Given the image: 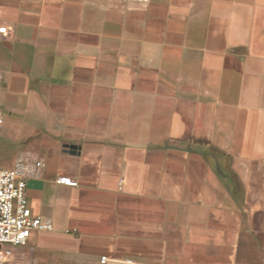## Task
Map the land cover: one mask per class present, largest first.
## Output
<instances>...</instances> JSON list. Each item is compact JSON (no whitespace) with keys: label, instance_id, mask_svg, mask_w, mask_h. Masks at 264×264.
Returning a JSON list of instances; mask_svg holds the SVG:
<instances>
[{"label":"crops","instance_id":"1","mask_svg":"<svg viewBox=\"0 0 264 264\" xmlns=\"http://www.w3.org/2000/svg\"><path fill=\"white\" fill-rule=\"evenodd\" d=\"M0 25V166L30 161L54 225L12 262L264 264V0H0Z\"/></svg>","mask_w":264,"mask_h":264},{"label":"built area","instance_id":"2","mask_svg":"<svg viewBox=\"0 0 264 264\" xmlns=\"http://www.w3.org/2000/svg\"><path fill=\"white\" fill-rule=\"evenodd\" d=\"M8 32L7 26L0 25V33ZM3 78L0 71V87ZM4 124V110L0 107V137ZM44 165L42 161L35 162L36 167L42 168ZM31 174L30 161L24 157H19L12 168L0 166V264H10L14 249L26 246L33 231H51L54 228L51 219L34 215L29 206L27 188ZM57 182L69 186L78 185L70 176H59ZM106 260V257H102L101 262L105 264ZM123 264L141 263L133 257H127Z\"/></svg>","mask_w":264,"mask_h":264},{"label":"rangeland","instance_id":"3","mask_svg":"<svg viewBox=\"0 0 264 264\" xmlns=\"http://www.w3.org/2000/svg\"><path fill=\"white\" fill-rule=\"evenodd\" d=\"M17 249H23V247L22 248L21 247H18ZM10 264H22V262L18 259V260L13 261V262L11 261Z\"/></svg>","mask_w":264,"mask_h":264}]
</instances>
